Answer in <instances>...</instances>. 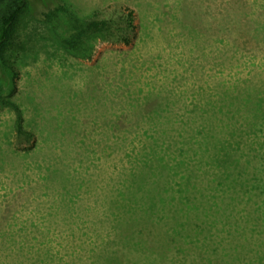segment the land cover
<instances>
[{"label": "rangeland", "instance_id": "rangeland-1", "mask_svg": "<svg viewBox=\"0 0 264 264\" xmlns=\"http://www.w3.org/2000/svg\"><path fill=\"white\" fill-rule=\"evenodd\" d=\"M63 1L84 16L111 4L131 7L136 17L131 43L96 42L89 59L64 52L48 18L61 15ZM32 2L17 26L19 75L10 95L34 139L17 143L13 111L0 104V227L13 219L42 230L52 227L53 245L67 258L74 221L69 208L77 203L81 220H90L83 223H100L97 212L95 219L83 209L117 188L113 157L120 153L100 157L124 128L143 123L140 109L155 110L159 100L168 99L165 121L188 120L185 113L194 106L205 122L212 108L228 104L223 96L240 97L245 87L264 83V0ZM56 32L66 34L59 26ZM5 82L0 66V92L9 95L11 85ZM80 181L81 188L72 187ZM198 185L203 189L202 182ZM75 188L76 196L68 197ZM259 203V211L251 213L254 232L261 234L258 246L264 241V201ZM144 262L148 259L140 257L138 263ZM174 263L170 258L166 264Z\"/></svg>", "mask_w": 264, "mask_h": 264}, {"label": "trees", "instance_id": "trees-1", "mask_svg": "<svg viewBox=\"0 0 264 264\" xmlns=\"http://www.w3.org/2000/svg\"><path fill=\"white\" fill-rule=\"evenodd\" d=\"M63 2L61 15L48 18L64 52L89 59L96 42L131 43L136 19L131 7L111 4L84 16ZM32 5V0H0V66L11 85L9 95L0 92V104L13 111L18 144L34 139L10 95L19 75L17 26ZM57 26L66 34L57 33ZM159 101L155 110L138 111L143 123L124 128L119 141L104 148L100 159L120 153L113 157L117 188L83 209L95 219L98 213L96 227L83 223L90 220H81L77 203L69 208L74 221L64 223L71 245L67 258L53 245L52 227L42 230L13 219L0 227V264H139L140 257L148 259L143 264H166L170 258L174 264H264V241L258 246L261 234L254 232L251 214L264 201L259 188L264 184V83L245 87L240 97L223 96L228 104L212 108L205 122L194 106L185 113L188 120L167 122L168 99ZM76 188L68 197L76 196Z\"/></svg>", "mask_w": 264, "mask_h": 264}]
</instances>
